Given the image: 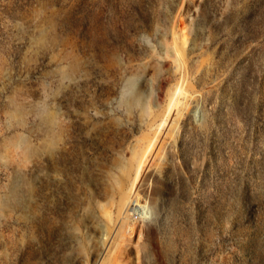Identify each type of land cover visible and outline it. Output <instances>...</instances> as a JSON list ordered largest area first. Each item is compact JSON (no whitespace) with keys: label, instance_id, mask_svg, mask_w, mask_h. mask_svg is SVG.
Listing matches in <instances>:
<instances>
[{"label":"rangeland","instance_id":"1","mask_svg":"<svg viewBox=\"0 0 264 264\" xmlns=\"http://www.w3.org/2000/svg\"><path fill=\"white\" fill-rule=\"evenodd\" d=\"M0 264H264V0H0Z\"/></svg>","mask_w":264,"mask_h":264}]
</instances>
